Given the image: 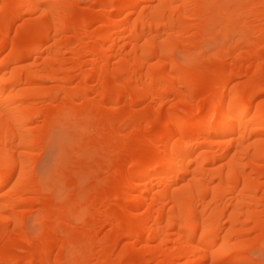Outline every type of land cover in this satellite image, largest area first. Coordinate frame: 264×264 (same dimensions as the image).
Wrapping results in <instances>:
<instances>
[{
	"label": "bare ground",
	"instance_id": "1",
	"mask_svg": "<svg viewBox=\"0 0 264 264\" xmlns=\"http://www.w3.org/2000/svg\"><path fill=\"white\" fill-rule=\"evenodd\" d=\"M58 127L67 166L38 172ZM257 250L264 0H0V264Z\"/></svg>",
	"mask_w": 264,
	"mask_h": 264
},
{
	"label": "rangeland",
	"instance_id": "2",
	"mask_svg": "<svg viewBox=\"0 0 264 264\" xmlns=\"http://www.w3.org/2000/svg\"><path fill=\"white\" fill-rule=\"evenodd\" d=\"M58 128H59V132H58ZM58 128L57 129H51V131L49 132L47 139L45 140L46 142L44 141L42 144V147L44 145L43 149L44 148L45 149L40 150L42 148L41 147L36 151V153H34L33 161H35L34 162L35 167L37 165L36 170L38 172L44 171L46 173H48V172L51 173V172H55V170L58 167L67 166V164L65 163V162H67V156H65V155H67L66 148L71 141V139H70L71 137L69 135H68V137L66 135H64V134H66L65 133L66 131L64 130V128H62V127H58ZM62 129H63V131H62ZM60 130L62 133L60 132ZM68 140H70V141H68ZM60 161H61V163H60ZM63 164H65V166ZM58 165H60V166H58ZM263 251L264 250L260 251L261 252L260 253L257 250L255 252L251 253L250 256L256 262L255 264H264V252Z\"/></svg>",
	"mask_w": 264,
	"mask_h": 264
}]
</instances>
